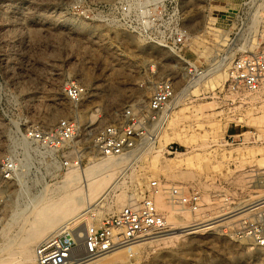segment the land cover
I'll use <instances>...</instances> for the list:
<instances>
[{"label": "rangeland", "instance_id": "obj_1", "mask_svg": "<svg viewBox=\"0 0 264 264\" xmlns=\"http://www.w3.org/2000/svg\"><path fill=\"white\" fill-rule=\"evenodd\" d=\"M113 1L0 0V158L20 150L16 131L32 123L50 126L68 114L62 87L69 80L87 86V96L74 115L82 124L95 128L112 120L126 106L146 104L154 83L172 75L178 95L168 122L152 145L136 155H127L124 166L91 199L90 204L109 184H117L96 207V216L116 211L130 198L140 199L151 180L201 188L204 205L195 214L175 211L166 200V192L158 193L165 205L158 210L166 217H181V226L203 223L263 200L264 91L241 104L227 103L221 91L231 61L243 51L255 50L263 35L261 1L180 0L188 30L182 57L204 70L196 87L185 85L183 63L168 50L144 42L101 16H83L102 12ZM75 146L80 148L81 168L103 156L89 139ZM68 170L58 169L55 177L51 166L42 161L25 162L18 176L0 188V250L11 242V253L17 252L19 241L29 230L33 205L57 200L65 189ZM257 207L224 225L185 234L173 244L131 251L132 256L127 250L113 252L100 262L264 264V247L223 233L241 218L263 210L264 203ZM167 222L171 229L181 227ZM41 239L32 244V251ZM1 251V258L10 259ZM13 259L17 264H34V260L22 261L17 253H13Z\"/></svg>", "mask_w": 264, "mask_h": 264}, {"label": "built area", "instance_id": "obj_2", "mask_svg": "<svg viewBox=\"0 0 264 264\" xmlns=\"http://www.w3.org/2000/svg\"><path fill=\"white\" fill-rule=\"evenodd\" d=\"M260 1L264 15V0ZM83 16L86 19L101 16L107 23L122 27L144 42L177 56L183 63L185 85L203 74L199 65L182 57L188 30L183 23L180 0H114L102 12ZM174 83L172 75L157 80L146 104L126 106L109 122L90 128L74 115L87 96V86L75 80L65 82L62 96L69 104L68 114L50 126L32 123L16 131L20 150L1 156L0 188L18 176L25 162L42 161L51 166L55 177L62 168H78L81 155L75 145L87 139L100 155L140 153L154 143L176 107ZM221 91L230 104L247 103L264 91V25L255 50L243 51L231 61ZM162 191L166 192V200L175 211L195 213L204 205L202 190L196 184L151 180L140 199L130 198L116 211L101 216L90 209L83 210L76 219L43 237L34 247V264H84L118 250L126 251L134 244L168 232L170 226L154 201V195ZM251 208L259 209L257 205ZM238 222L223 233L231 239L247 240L264 247V209ZM209 228L212 226L206 225L204 230ZM128 256H132L131 252Z\"/></svg>", "mask_w": 264, "mask_h": 264}, {"label": "bare ground", "instance_id": "obj_3", "mask_svg": "<svg viewBox=\"0 0 264 264\" xmlns=\"http://www.w3.org/2000/svg\"><path fill=\"white\" fill-rule=\"evenodd\" d=\"M203 76L204 74H202L193 83L191 84L189 83V86L196 87L197 85H199V82L201 80L200 78H203ZM91 118H94V116L92 115ZM179 154L180 153H177L175 155H179ZM126 158H127L126 155H109V156L103 155L98 160L92 162L91 164H89L88 166L84 168H81V167L70 168L67 171L66 176L64 177L63 182H64L65 189L61 192L60 197L57 200L48 199L47 202L38 201L36 202V205H33V209L35 208V210L32 212L31 214L32 218L28 222L29 230L27 231V233L25 230L24 233H26V235H24V237L19 241V246H17L19 247V249L17 250V252H13V251L12 252L17 253L22 258L21 260L24 262L25 261L28 262V260H31L33 262L34 251H32L33 249L32 244H34V242L37 239L39 238L41 239L48 233L54 232L56 230L55 228L59 226L61 223H63L64 221L66 220L67 222L73 221L74 219L77 218V216L83 210L90 209L91 211H96L97 210L96 207H98L99 203H101L102 200L106 199L107 195H109L110 192H114V190L117 187V184H113V182L109 184V186L104 190V192H102L100 196H98L96 201L90 204L91 199L106 187V185L112 179V177H114L116 172L118 173L119 169L122 168V165L124 164ZM156 196H157V200H154L156 207H159V208L165 207L163 202L159 201L158 199L159 194H157ZM125 197L126 195H124L123 193V195L121 196V199L124 200ZM129 197H132V196H129ZM122 201H119V202H122ZM96 202L98 203L95 206L90 207V205L92 204L94 205ZM260 203H264V199L260 200V202H258L257 204L259 205ZM253 204L255 203H251L250 206L246 204L241 207H237L236 209H232L231 211H228L221 215H217L210 219H206V221L211 220L207 223H205L206 221L201 223L202 221H204L202 220L201 222L200 221L195 222V223L191 222V224L183 225V226H181V224H183L181 217H178V216L173 217L172 215L166 217L164 215L166 222L169 221L172 224L173 223L179 224L181 227L179 229L170 228L168 232L155 235L150 239L134 244L127 249V253L131 251H141L142 249H150L153 247H158L161 244H173L177 240H179L181 236H184L185 234L195 233L198 230L205 228L206 225H209L212 227H217L222 224L224 225V223L230 222V220L234 218V216L244 215L250 209L252 210L253 208L251 207L255 206ZM81 208H82V211L78 212L80 211L79 209ZM182 212L186 213L188 211H182ZM67 222H65V224ZM5 235H7V233ZM10 243H7V245L3 247V250L1 249L2 251L0 250L1 252H3L2 255L10 256V259H4L0 257V264H17L16 261L13 262L14 260L13 253H11L10 251L11 246L8 245ZM17 245H18V242H17ZM120 251L122 252L124 250H118L116 252H120ZM109 255L100 257L96 261L87 262L84 264H104V263H101L102 260L105 259ZM116 258H119V257L117 256ZM119 260H122V259H119Z\"/></svg>", "mask_w": 264, "mask_h": 264}]
</instances>
